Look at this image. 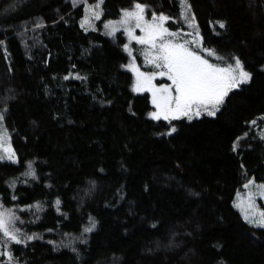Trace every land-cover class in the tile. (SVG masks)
<instances>
[{
    "label": "trees",
    "instance_id": "obj_1",
    "mask_svg": "<svg viewBox=\"0 0 264 264\" xmlns=\"http://www.w3.org/2000/svg\"><path fill=\"white\" fill-rule=\"evenodd\" d=\"M21 1L0 0V108L18 156L0 160V204L26 238L0 264H264V227L234 204L264 182V0ZM136 3L171 28L194 17L206 47L249 71L214 116L153 119L131 90L125 35L104 25ZM59 232L72 238L55 244Z\"/></svg>",
    "mask_w": 264,
    "mask_h": 264
},
{
    "label": "snow or ice",
    "instance_id": "obj_2",
    "mask_svg": "<svg viewBox=\"0 0 264 264\" xmlns=\"http://www.w3.org/2000/svg\"><path fill=\"white\" fill-rule=\"evenodd\" d=\"M102 3V0H101ZM99 9V4L95 6ZM95 19H100L101 13L89 10ZM145 6L136 3L133 10H124L122 18L117 22H108L105 24L106 29H110L109 35H113L118 30L117 25L126 32L129 41H135L139 45L146 46L143 50L145 63L152 65L158 71L143 72L135 63V57L127 66L135 73V83L133 90L136 92H151L152 104L156 111L150 113L153 119L159 120L161 117L165 120L179 119L187 117L189 120L193 117H199L202 112L209 116H214L219 106L223 104L228 93L237 88L241 83H246L251 77L250 73L244 70V66L239 58H234V64L225 63L221 67L219 64L210 63L199 52L189 47V42L177 43L170 37L178 36V33L170 32L165 23L169 17L164 15L153 14L152 19L146 20ZM194 22V17L192 18ZM86 17L85 23H88ZM224 27L223 23L219 25ZM140 29L143 35H135V30ZM199 36V32L196 33ZM129 44H125V50L132 55V49ZM205 51H209L205 49ZM214 55V52H209ZM218 59L223 60L222 57ZM157 77H166L171 83L160 84L157 86L154 81ZM3 116L0 115V122ZM255 123V121H253ZM173 127L171 132H175ZM171 132L169 134H171ZM5 144L8 146L6 147ZM235 147V146H234ZM0 159L7 158L14 160L15 153L10 148V138L6 136V130H0ZM30 167V165H29ZM29 172L27 175H34ZM253 182L249 181L245 188H248ZM259 195L264 196V184L258 186ZM252 193L248 195V206L244 211V219L250 223H256L259 227H264V211L255 210ZM59 204V201L56 202ZM237 204V207H240ZM36 208H40L37 204ZM251 210V212L249 211ZM253 217H257L253 219ZM18 219L11 210L2 209L0 206V235L16 244L24 241L18 236L19 229L16 228L15 221ZM91 220V218H90ZM95 227L92 221L89 227L84 229L90 232ZM33 239L32 236L27 237ZM7 255L11 261L13 257L10 251L0 253Z\"/></svg>",
    "mask_w": 264,
    "mask_h": 264
},
{
    "label": "rangeland",
    "instance_id": "obj_3",
    "mask_svg": "<svg viewBox=\"0 0 264 264\" xmlns=\"http://www.w3.org/2000/svg\"><path fill=\"white\" fill-rule=\"evenodd\" d=\"M25 3H28V1L27 0L21 1L20 5L23 6ZM125 10H133V8L132 9H125ZM122 13H121V15L119 17L114 18V19H110L106 23H108L110 21L111 22L119 21L122 18ZM144 16H145L146 20L150 21L152 19V16L147 15L146 12L144 13ZM117 27H118V30L116 31V33L118 31H122L123 34L125 35L126 40H125L124 45L125 44H129L130 41H129V38H128L126 32L124 31V29L119 27V25H117ZM165 27H167L170 32L178 33V36L170 37V39H173L177 43H184L185 41H188L189 42V47L192 50L199 52V54L202 55L204 58L208 59L210 63L219 64L221 67H223V66H225V63L234 64V58H237V57H230L229 58V57H227L226 55H224V54H222L220 52H217V51H215V50H213L211 48L206 47L203 44L201 34L199 33V36L196 35L198 30L194 28V22H189L188 25H187V29H185V30L171 28L167 23H165ZM109 31H110V29H106L105 25H104V32L106 34H108ZM115 34L110 35V36H114ZM135 35L141 36V35H143V33L141 32L140 29H136L135 30ZM130 47L132 49V55L131 56L129 55V52L125 50V47H124V50H125V52L127 53V56H128V60H127V63L125 64V67L130 71V73L132 75V82H131V86L130 87H131V90L134 93H143V92H136V91L133 90V86H134V83H135V73L133 71H131L127 66L132 62L133 57H135V63L140 68L141 71L150 73V72L158 71V70L155 69L152 65H149V64L145 63L144 56H143L142 53H143V50H144V48L146 46L139 45L135 41H131ZM205 49H207L209 51H205ZM209 52H214V55H210ZM218 57H222L223 60L218 59ZM244 70L249 73V71L247 69H245V67H244ZM154 83H156L157 86H159L160 84H169L171 82L166 77H157V79L154 81ZM145 92H147V91H145ZM147 93L150 95V98H151V101H152L151 92H147ZM155 111H156V108L153 105V109L151 110V113L155 112ZM0 115L3 116L1 108H0ZM202 115H207V113L202 112V114L200 116H202ZM160 119H163V117H161ZM252 127L255 128L254 129L255 136H260V137H262L264 139V121L261 123L260 126H258L256 124H253ZM0 130H6V136L8 138H10V148L15 153L14 160H9L7 158L0 159V160H9V161L16 162L17 159H18L17 152H16V150L14 149V147H13V145L11 143L10 130L7 127V125H6L5 121H4V117H3L2 122H0ZM5 146L7 147L8 145L5 144ZM0 154H2V153H0ZM249 181H252L253 183L248 188H245V185H248ZM262 184H264L263 181H257L254 178H249L246 182H244L242 187H240L239 190L236 192L235 199H234V204H235L236 208L242 214L243 218H244V211L242 209H245L248 206V203H249L248 195H249V193L254 194L252 203L254 204L255 210L257 212L263 211L261 203L264 202V196L259 195L260 189L258 187L259 185H262ZM237 204H240L241 206L237 207ZM0 206H2V205L0 204ZM2 209L11 210L14 213V211L12 209L5 208L4 206H2ZM249 211L251 212V210H249ZM256 218L257 217H253V219H256ZM246 221H248V220H246ZM253 224H256V223H253ZM14 226L19 229L17 221H15V225ZM47 233H48V235L49 234L51 235L52 231L51 232H47ZM41 235H42V233L38 234L37 236L40 237ZM18 236L21 239H25L26 238V237H23V233L21 232V230H19ZM48 237H50L49 239L51 241H53L55 244H57L58 239H59L58 242L63 244V243H66V241H68V240H70L72 238V236H70V235L68 236L64 232H62V233L59 232L57 237H53V236L52 237L48 236ZM11 243H12V241H8L7 238H4L2 235H0V253H4L6 251H10ZM10 253H11V251H10ZM0 260L7 261L9 259H8L7 255L0 254Z\"/></svg>",
    "mask_w": 264,
    "mask_h": 264
}]
</instances>
